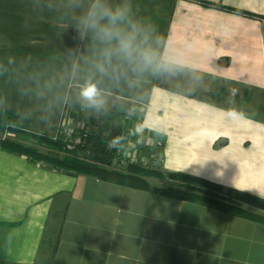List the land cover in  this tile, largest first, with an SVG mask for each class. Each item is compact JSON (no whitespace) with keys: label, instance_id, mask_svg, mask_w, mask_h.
Instances as JSON below:
<instances>
[{"label":"crops","instance_id":"crops-1","mask_svg":"<svg viewBox=\"0 0 264 264\" xmlns=\"http://www.w3.org/2000/svg\"><path fill=\"white\" fill-rule=\"evenodd\" d=\"M92 2L0 0V113L54 136L65 113L93 112L80 96L91 82L107 108L128 106L124 156L264 198V0H128L172 68L159 79L178 91L115 58L107 75L97 71L91 36L76 27ZM0 235L8 264H264V222L1 146Z\"/></svg>","mask_w":264,"mask_h":264},{"label":"trees","instance_id":"trees-1","mask_svg":"<svg viewBox=\"0 0 264 264\" xmlns=\"http://www.w3.org/2000/svg\"><path fill=\"white\" fill-rule=\"evenodd\" d=\"M247 13L249 14V12ZM171 71L166 72L170 73ZM161 72L162 71L155 73L153 85L171 91H178L175 87L164 83V79H161V77L159 79ZM192 97L205 102H210V100H207V94L201 91H195ZM67 102H71L74 105L84 104L69 99ZM70 115L72 117L82 116L73 111H71ZM86 117L88 118V116ZM86 127L87 136L84 138V141L70 149H66L59 132L54 136H50L46 133L34 132L22 126L12 114L0 113V130H14L28 139H36L37 142L50 146L53 153L45 154L39 152L32 146L2 137H0V146L5 151L19 153L25 156L29 162L39 163L49 168L87 174L99 179L113 181L138 189L150 188L151 190L164 195L201 202L225 212L264 222L263 215L236 204V201H240L253 208L264 209V198L242 190L171 171L166 172V175L169 178L178 179L185 182V184H182L181 182L179 187L150 186L146 177L151 175L161 176L162 172H158L152 167L143 166L127 160L123 166H117V163L113 162L118 143L121 141L122 135L125 133L122 129L119 127H111L108 124H105L100 128L88 127V125ZM110 143L115 144V147L109 148ZM61 150L63 152L62 154H60ZM1 247L3 248V244L0 245V248Z\"/></svg>","mask_w":264,"mask_h":264},{"label":"clouds","instance_id":"clouds-1","mask_svg":"<svg viewBox=\"0 0 264 264\" xmlns=\"http://www.w3.org/2000/svg\"><path fill=\"white\" fill-rule=\"evenodd\" d=\"M76 27L81 38L90 34L98 53L95 67L101 75L108 74L114 58L126 63L134 73L172 70L159 62L150 43V34L155 27L133 19L132 5L128 0L115 7L106 0H93L86 13L79 17ZM80 96L89 107L100 109L103 106L101 91L94 83L83 87ZM112 147L115 144L110 143L109 148Z\"/></svg>","mask_w":264,"mask_h":264},{"label":"rangeland","instance_id":"rangeland-1","mask_svg":"<svg viewBox=\"0 0 264 264\" xmlns=\"http://www.w3.org/2000/svg\"><path fill=\"white\" fill-rule=\"evenodd\" d=\"M1 43L2 42L0 40V45H1ZM91 109L93 110L92 113H87L89 110V108H87V107H85L82 111L81 110L73 111L75 113H79L82 116H76V117H72V118L84 121L85 126L88 125V127L91 126V127H95V128H100V127L104 126L105 124H108L111 127H119L120 129L123 128L124 115L126 114L123 110H125V111L128 110L127 105H122L121 103H118V104H114V105L112 104L108 108L103 105L100 109H96V108H91ZM249 111H251V110L248 109V112ZM87 115H88V118L86 117ZM0 137L7 138V139H10L13 141L23 143L25 145L32 146L36 150H38L39 152H42L45 154L53 153L50 146L43 144V143H40V142H37L36 139L35 140L34 139H28V138L22 136V134H20L19 132L14 131V130L2 129V130H0ZM123 137H124V135H122V138ZM60 152H61L60 154L63 153L62 150ZM154 169L157 170L158 172H162L161 168L159 166H157ZM146 179L149 182L150 186H157V187H164V186L179 187L181 182H182L178 179L169 178L167 175L163 176V172L161 173V176L151 175V176L146 177ZM182 184H185V182H182ZM258 210H259V212H262V214L264 213V209H258ZM259 212H255V213L261 214ZM0 264H8V263H5V261L3 260L2 256H1V252H0Z\"/></svg>","mask_w":264,"mask_h":264},{"label":"built area","instance_id":"built-area-1","mask_svg":"<svg viewBox=\"0 0 264 264\" xmlns=\"http://www.w3.org/2000/svg\"><path fill=\"white\" fill-rule=\"evenodd\" d=\"M70 113L71 112L64 114L59 129L57 131L60 133V136L64 142V146L66 147V149H70L75 145L81 144L84 141V138L87 136V127L85 126L84 121L72 118ZM123 139L130 143V136L124 135ZM121 145L122 144L118 145L113 162L117 163V166H123L126 160L136 163L138 155L135 153V151L130 155L124 156L120 152ZM155 157L159 159L160 154L157 153Z\"/></svg>","mask_w":264,"mask_h":264}]
</instances>
